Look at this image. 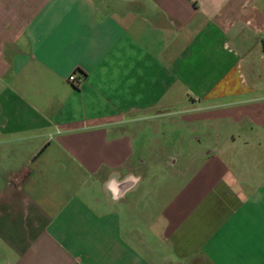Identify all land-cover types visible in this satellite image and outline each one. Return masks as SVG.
<instances>
[{
    "label": "crops",
    "instance_id": "1",
    "mask_svg": "<svg viewBox=\"0 0 264 264\" xmlns=\"http://www.w3.org/2000/svg\"><path fill=\"white\" fill-rule=\"evenodd\" d=\"M0 264H264V0H0Z\"/></svg>",
    "mask_w": 264,
    "mask_h": 264
},
{
    "label": "clouds",
    "instance_id": "2",
    "mask_svg": "<svg viewBox=\"0 0 264 264\" xmlns=\"http://www.w3.org/2000/svg\"><path fill=\"white\" fill-rule=\"evenodd\" d=\"M114 185H116L114 187ZM105 190L109 197L116 201L122 198L119 186L116 184V180L110 177L108 180L105 181Z\"/></svg>",
    "mask_w": 264,
    "mask_h": 264
},
{
    "label": "built area",
    "instance_id": "3",
    "mask_svg": "<svg viewBox=\"0 0 264 264\" xmlns=\"http://www.w3.org/2000/svg\"><path fill=\"white\" fill-rule=\"evenodd\" d=\"M68 82L71 83L75 88L79 87L80 81L77 80L75 75H71L68 77Z\"/></svg>",
    "mask_w": 264,
    "mask_h": 264
},
{
    "label": "rangeland",
    "instance_id": "4",
    "mask_svg": "<svg viewBox=\"0 0 264 264\" xmlns=\"http://www.w3.org/2000/svg\"><path fill=\"white\" fill-rule=\"evenodd\" d=\"M164 124V123H163ZM171 130V129H170Z\"/></svg>",
    "mask_w": 264,
    "mask_h": 264
}]
</instances>
